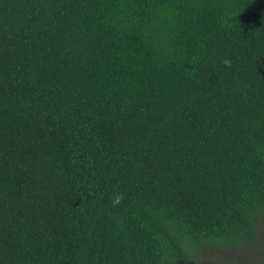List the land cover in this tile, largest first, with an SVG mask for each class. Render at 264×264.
Returning <instances> with one entry per match:
<instances>
[{"label":"trees","instance_id":"obj_1","mask_svg":"<svg viewBox=\"0 0 264 264\" xmlns=\"http://www.w3.org/2000/svg\"><path fill=\"white\" fill-rule=\"evenodd\" d=\"M263 223L264 0H0V264H202Z\"/></svg>","mask_w":264,"mask_h":264},{"label":"rangeland","instance_id":"obj_2","mask_svg":"<svg viewBox=\"0 0 264 264\" xmlns=\"http://www.w3.org/2000/svg\"><path fill=\"white\" fill-rule=\"evenodd\" d=\"M207 252L211 255H207L208 258L202 264H264V223L254 244L220 250L219 256L212 253L214 251ZM212 255L215 257L211 258Z\"/></svg>","mask_w":264,"mask_h":264}]
</instances>
